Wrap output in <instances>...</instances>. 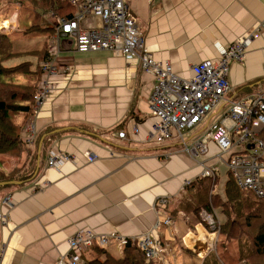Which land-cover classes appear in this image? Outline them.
<instances>
[{"label":"crops","instance_id":"crops-1","mask_svg":"<svg viewBox=\"0 0 264 264\" xmlns=\"http://www.w3.org/2000/svg\"><path fill=\"white\" fill-rule=\"evenodd\" d=\"M125 1L153 58L169 62L175 74L186 78L193 75L195 64L220 57L218 45L229 47L264 22V0ZM1 4L4 26L13 24L6 15L13 17L18 10L16 30L21 1ZM43 17L54 28L60 19L52 10ZM101 24L92 16L81 21L82 28ZM54 35L48 38L49 45ZM44 41L38 37L18 46L21 51L38 50ZM263 61L261 27L244 61L231 65L232 91L227 97L238 100L264 92ZM56 62L66 71L65 78L22 130L25 137L26 123L35 128L33 144L20 155L0 154V172L13 173L17 181L0 190V213L7 219L6 223L0 219V264H55L69 252L68 239L78 230L128 238L151 232L163 246V264H171L168 256L174 251L189 258L182 264L193 258L199 264L211 251V233L201 212L215 213L224 223L221 206L211 200L225 199L229 172L220 164L217 178L198 177L199 164L215 162L220 148L208 141L207 152L193 158L184 145H193L228 104L185 132L184 142L178 136L157 142L151 138L156 117L149 105L155 76L137 59L108 50L79 52L74 40L65 36ZM121 131L125 137L119 136ZM51 152L69 154L73 160L52 167ZM87 154L97 159L89 161ZM188 178L192 184L183 186ZM184 246L195 256L191 258ZM104 250L114 257L122 254L115 240ZM94 255L87 249L82 262L88 264Z\"/></svg>","mask_w":264,"mask_h":264},{"label":"built area","instance_id":"built-area-1","mask_svg":"<svg viewBox=\"0 0 264 264\" xmlns=\"http://www.w3.org/2000/svg\"><path fill=\"white\" fill-rule=\"evenodd\" d=\"M70 2L75 7L74 15L55 21V35L48 48L49 57L40 64L41 79L34 95V109H39L57 90L60 80L65 78L66 71L60 70L56 62L63 37H71L79 52L108 50L122 53L128 59H137L144 71L155 76L149 99L150 111L156 117L151 138L164 142L178 136L184 142L185 132L195 129L221 105L228 104L218 120L208 122L196 142L190 146L185 144L184 149L196 158L207 152L208 141L215 142L220 153L215 162L209 165L199 164L197 176L215 179L219 174V165L224 164L239 188L258 197L264 196V92L238 100L227 97V93L232 91L229 80L231 65L234 61H244L248 47L258 30L264 27V22L235 40L229 47L218 45L220 57L195 64L192 66L193 75L186 78L175 74L169 62L161 63L153 58L146 48L144 32L130 15L125 0ZM12 16L17 19V9ZM88 16L100 18L102 24L82 28L81 21ZM15 28L14 24H0V31ZM27 124L25 128L28 133L22 137V141L26 146H31L36 130ZM125 135V131L119 132L120 137ZM87 159L94 161L97 156L87 154ZM68 160H73L69 154L51 152L49 165L59 167ZM192 182L193 179L188 178L183 186H189ZM9 199L6 197L5 202ZM160 202L166 201L162 198ZM201 215L202 223L211 233L210 248L213 249L221 223L215 213L203 209ZM0 219L3 223L7 222L2 213ZM166 222L169 223V219ZM113 240L121 250L128 243H135L143 250L147 261L164 260L163 246L151 232L128 238L119 233L97 234L93 230H78L68 239L69 252L62 254L55 264H85L82 260L87 249L94 245L105 249Z\"/></svg>","mask_w":264,"mask_h":264},{"label":"trees","instance_id":"trees-1","mask_svg":"<svg viewBox=\"0 0 264 264\" xmlns=\"http://www.w3.org/2000/svg\"><path fill=\"white\" fill-rule=\"evenodd\" d=\"M20 1L19 27L9 33L0 32V154L7 155H20L28 147L22 141V130L35 110L34 95L41 79L38 61L49 57L48 38L55 32L43 15L52 10L59 18H70L75 11L69 0ZM6 18L13 24L17 23L10 14ZM38 37H45L43 49L20 50L22 48L18 44L22 41ZM5 86L19 94L7 97L9 92L5 94ZM228 177L225 199L211 200L216 202V206H221L225 218L216 251H211L199 264H264V196L258 197L239 188L230 173ZM13 179V173L0 172V181ZM183 248L191 258L195 256L185 246ZM91 251L95 255L88 259V264H163L156 259L147 261L143 250L133 242L124 246L120 257L112 256L97 245L91 247ZM197 261L193 258L187 264Z\"/></svg>","mask_w":264,"mask_h":264},{"label":"rangeland","instance_id":"rangeland-1","mask_svg":"<svg viewBox=\"0 0 264 264\" xmlns=\"http://www.w3.org/2000/svg\"><path fill=\"white\" fill-rule=\"evenodd\" d=\"M2 4H1V6H0V9L2 8ZM3 17V16H2ZM3 20H5V19H3ZM0 21H2V20H0ZM1 24V23H0ZM1 25H3V24H1ZM6 25V24H5ZM15 25V24H14ZM1 30V29H0ZM12 30H15V29H12ZM11 29H7V31L6 32H11L12 31ZM0 32H5V31H0ZM17 61V60H16ZM13 62V61H12ZM14 63V62H13ZM40 70V69H39ZM3 87V86H2ZM3 89H5V94L6 93H8L9 92V95L7 94L6 96L7 97H10V96H12V94L14 93V94H19V92H13L11 89H9V86H5V88H3ZM27 124V123H26ZM215 204H216V202L213 200V205L215 206ZM201 220H202V222H203V218H202V215H201ZM220 227H221V225H220ZM220 233V232H219ZM218 240V239H217ZM217 240H216V243H215V246H214V248L213 249H211V251H216V245H217ZM210 239H209V243H210ZM115 242H113V244H114ZM210 251V252H211ZM168 258H169V261L171 262V264H182V262H188V260H189V258H187V257H185V256H181V255H176V251H174L171 255H169L168 256ZM200 260V259H199ZM162 262V261H161ZM192 263H194V264H196V262H192Z\"/></svg>","mask_w":264,"mask_h":264},{"label":"water","instance_id":"water-1","mask_svg":"<svg viewBox=\"0 0 264 264\" xmlns=\"http://www.w3.org/2000/svg\"><path fill=\"white\" fill-rule=\"evenodd\" d=\"M15 182H17V181H15V180H11V181H0V187L5 186V185L10 184V183H15Z\"/></svg>","mask_w":264,"mask_h":264},{"label":"bare ground","instance_id":"bare-ground-1","mask_svg":"<svg viewBox=\"0 0 264 264\" xmlns=\"http://www.w3.org/2000/svg\"><path fill=\"white\" fill-rule=\"evenodd\" d=\"M60 19H62V18H60ZM211 242V241H210Z\"/></svg>","mask_w":264,"mask_h":264}]
</instances>
